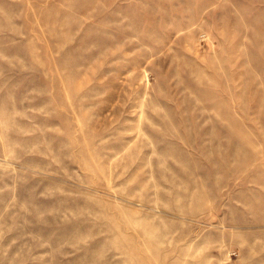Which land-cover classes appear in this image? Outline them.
<instances>
[{"label": "rangeland", "instance_id": "374dc122", "mask_svg": "<svg viewBox=\"0 0 264 264\" xmlns=\"http://www.w3.org/2000/svg\"><path fill=\"white\" fill-rule=\"evenodd\" d=\"M0 264H264V0H0Z\"/></svg>", "mask_w": 264, "mask_h": 264}]
</instances>
